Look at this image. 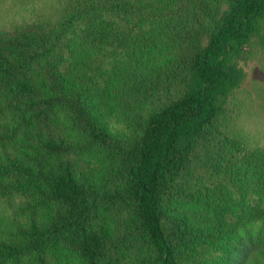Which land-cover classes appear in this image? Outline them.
I'll return each mask as SVG.
<instances>
[{"label":"trees","instance_id":"16d2710c","mask_svg":"<svg viewBox=\"0 0 264 264\" xmlns=\"http://www.w3.org/2000/svg\"><path fill=\"white\" fill-rule=\"evenodd\" d=\"M259 49L264 0H66L0 30V264H264V147L229 118Z\"/></svg>","mask_w":264,"mask_h":264},{"label":"rangeland","instance_id":"374dc122","mask_svg":"<svg viewBox=\"0 0 264 264\" xmlns=\"http://www.w3.org/2000/svg\"><path fill=\"white\" fill-rule=\"evenodd\" d=\"M65 3L66 0H0V30L56 19ZM243 69L245 78L230 103V127L242 134L249 147H264V49L245 60ZM1 210L8 215L15 211L10 206H2ZM251 230L257 246L264 247V218L254 220Z\"/></svg>","mask_w":264,"mask_h":264}]
</instances>
